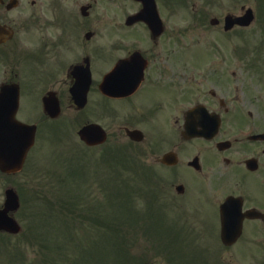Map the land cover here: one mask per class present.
Returning <instances> with one entry per match:
<instances>
[{"label": "rangeland", "instance_id": "374dc122", "mask_svg": "<svg viewBox=\"0 0 264 264\" xmlns=\"http://www.w3.org/2000/svg\"><path fill=\"white\" fill-rule=\"evenodd\" d=\"M170 1L172 12L166 8L168 5L165 2L160 6L166 8L172 16L174 38L172 37L171 41L172 54L169 52L171 61L177 65H186L187 62L208 60L214 50L212 48L216 47L220 58L232 62L231 69L236 68L237 75L244 77L238 83H245L248 89L257 86L253 94L261 95L264 99L263 82L256 83L249 79L250 72H246L253 71L251 68L246 67L243 70L249 63L257 65L264 61V45L260 49L250 50L254 47L256 39L261 38L260 35L264 33V25L258 19L264 13L259 0ZM26 3L30 7L29 0H26ZM242 6L252 7L258 17L253 25L242 29L243 31H237L242 33V37L237 34V40L225 39L218 33L216 26L209 24L211 18L221 21L227 13L239 12ZM98 12L99 10L96 11ZM117 13L118 8H113L108 14L114 17ZM20 16V12L15 10L10 19ZM40 17L36 16L32 20L36 26L42 18L46 20L45 23L49 22L44 16ZM52 22L42 29L45 37H49L54 29ZM103 28L105 30L100 31L99 37L91 45L94 61L97 62H103L97 54L105 55L109 34L118 33L117 28L110 22H106ZM135 33L139 43L146 45L144 34L138 31ZM256 35L258 36L255 38ZM35 37L38 39L41 36L36 33L33 38ZM249 37L252 40H249ZM62 39L59 43L47 38L43 43V46L47 47L45 51L29 53V58L16 63L22 78L20 110L17 116L24 122H37L38 132L23 170L14 176L0 174V204L3 202L4 189L10 185L16 187L21 201L16 218L22 226V233L18 235H0V264H264V229L254 228L250 240L244 237L234 246H222L219 241L218 215H212L209 204L197 201L193 195L201 184L202 188L206 189L207 183L204 185L200 180H196L197 177L184 169V166L163 169L153 163L154 155L167 151V147L154 150L150 148L149 142L138 146L136 156L143 163L139 165L140 169L133 167V162L129 159L123 162L121 173L119 170L114 173L112 170L116 171L117 168L111 167L109 176L105 178V191L101 190V187H104L101 182L90 184V180H81L75 176L79 168L71 158L69 141L74 138L71 114L66 110L57 120L56 126L47 125V118L40 111L38 96L43 85L47 83H37L33 86L30 82L34 77V61H41L43 65L57 69L58 72L66 65V60L71 57L67 44L73 45L72 41L68 43L67 29H64ZM7 60L4 58L0 61V81L6 77L4 71L8 63L4 61ZM96 61L95 69L98 68ZM258 66L264 68V64ZM166 76L171 77V74H165L163 81ZM181 80L173 75L169 82L181 88ZM249 93L246 95L251 97L252 94ZM95 100L97 110L94 105L92 115L103 119L106 117L105 110L96 98ZM40 122L43 125L39 128ZM149 129L153 139H164L168 131L165 124L160 125L155 121H150ZM74 143L76 151L86 160L87 165L92 167L91 173L97 171L100 157L103 161H109L107 155L98 157L87 149L79 148L80 145L75 141ZM181 162H184L182 157ZM83 166L88 171L85 163ZM100 166L104 167L102 163ZM147 166L157 177L156 181L154 178L138 174L143 169L147 170ZM179 172V177L181 175L186 179L191 188L186 206L183 204L184 208L169 206L170 201H159V195H155V199L152 193L150 194V188L153 191L164 186L168 189L172 184L183 183L182 180L175 181L170 177ZM29 175L33 178H28ZM48 186L52 189L46 191ZM94 186H97L95 193L93 188L91 189ZM173 189H170L171 193ZM35 191L38 194L28 195V192ZM88 192L91 196L86 194ZM85 201H88L93 210L89 214ZM161 203H165L164 206ZM249 228L251 229V225ZM250 229L247 234L251 233Z\"/></svg>", "mask_w": 264, "mask_h": 264}, {"label": "flooded vegetation", "instance_id": "af4514ba", "mask_svg": "<svg viewBox=\"0 0 264 264\" xmlns=\"http://www.w3.org/2000/svg\"><path fill=\"white\" fill-rule=\"evenodd\" d=\"M9 1L11 0H3L0 3V25L12 29V36L9 39L5 37V41L0 42V61L8 59L4 61L8 63L4 71L7 77L0 81V85L18 83L20 89L22 78L16 63L29 58V53L45 51L47 47L43 43L47 38L60 43L64 29H67L68 43L73 42V45L67 44L71 57L66 60L68 62L61 71L53 70L41 61H34V77L30 82L33 86L46 82L38 96L44 98L54 92L60 103L61 113L66 110L70 112L74 136L70 142L71 158L74 164L84 162L92 169L76 151L74 141L80 145L79 148L87 149L98 157L112 156L111 161L117 164L126 159L141 162L136 154L138 146L145 142H149L150 148L154 150L167 147V151L154 155L153 163L166 169L184 166V169L197 177L196 180L204 185L207 183L206 189L201 184L193 195L197 201L209 204L212 215H218V222L220 205L227 198L233 197L231 206L238 207L241 204V213L249 210L261 213L256 219L247 216L241 219L240 239L251 238L254 228L264 229V99L261 95L253 94L257 86L248 89L245 83H238L244 77L237 75L236 68L231 69L232 62L220 58L216 47L212 48L214 50L208 60L187 62L186 65H177L171 61L169 52L172 54L174 30L170 12L166 9L172 10L170 0H155L161 19L160 29H153L157 25L156 19L147 20L150 27L144 19L128 20L142 10V4L134 0H29L30 7L26 0H15L8 6ZM162 2L168 6L162 8ZM15 4L16 8L21 4L17 9L21 16L10 19L15 9L12 6ZM124 5L127 7H123ZM111 6L118 8V13L113 18H108ZM50 7H54L56 27L49 37H45L43 28L36 27L32 20L36 16H42V11ZM260 16L258 19L264 25V14ZM106 22L112 23L118 33L109 34L105 55L97 54L103 62L95 60L98 63V68L95 69L91 45L99 37L100 31L105 30L103 27ZM237 29L235 27L228 33L236 38ZM137 31L144 34L146 45L139 43L135 33ZM36 33L41 37L33 38ZM260 36L251 51L263 47L264 33ZM249 40L252 38L249 37ZM259 64L263 65L264 61L257 65L249 63L243 70L251 68L253 71L246 72H250L249 79L256 83L262 81L264 84V68ZM87 69L90 71L88 90L79 87L72 94L76 76L80 74V70L84 74ZM168 72L171 77L166 76L163 81L162 78ZM173 75L176 79H182L181 88L169 82ZM101 84L103 90L100 89ZM85 91V106L77 108L75 101L82 99ZM95 98L105 110L106 117L103 119L92 115L94 105L97 110ZM201 116L208 118L202 119ZM47 119L45 122L49 120ZM150 121L168 127L164 139L152 138ZM186 123H192L198 130L206 128L208 131L215 124L217 127L210 139L199 137L189 140L183 136ZM89 124H98L105 131L107 139L103 145L87 146L81 141L79 132ZM129 132H139L143 135L142 141L131 140ZM165 154L171 160L174 159L176 164L165 165ZM181 157L184 162H181ZM100 158V164L105 165L106 161ZM179 174L180 172L170 177L184 182L172 184L170 188L181 187V195L176 197L186 206L191 188L188 181L181 175L179 177ZM152 175L156 177L153 173ZM168 195L174 197L169 191ZM249 229L251 233L247 234Z\"/></svg>", "mask_w": 264, "mask_h": 264}, {"label": "water", "instance_id": "95a60500", "mask_svg": "<svg viewBox=\"0 0 264 264\" xmlns=\"http://www.w3.org/2000/svg\"><path fill=\"white\" fill-rule=\"evenodd\" d=\"M151 2V1H150ZM251 20V11L234 22L248 24ZM228 22V20H226ZM233 21H231L232 23ZM11 86L1 88L0 91V170L5 173L19 170L23 164L24 156L34 140L35 127L19 123L15 120L17 106V92L11 93ZM14 96L11 99V96ZM104 133L95 125L85 127L80 131V136L87 143H97L104 139ZM136 134V133H134ZM91 140V141H90ZM229 202L221 207V239L224 244H231L240 233V223L233 226L226 218L232 219L233 210L227 206ZM18 208V200L13 191L6 192L4 208L0 210V231L17 233L19 226L7 213ZM252 215V216H251ZM257 214L247 212V216L255 217ZM237 233V234H236Z\"/></svg>", "mask_w": 264, "mask_h": 264}, {"label": "trees", "instance_id": "16d2710c", "mask_svg": "<svg viewBox=\"0 0 264 264\" xmlns=\"http://www.w3.org/2000/svg\"><path fill=\"white\" fill-rule=\"evenodd\" d=\"M85 202H86V205H87V211H88V214H89V212H91V211H93V210H92V208H91V205L88 204L87 201H85ZM96 205H99V204H96ZM96 207H97V206H96Z\"/></svg>", "mask_w": 264, "mask_h": 264}, {"label": "bare ground", "instance_id": "6f19581e", "mask_svg": "<svg viewBox=\"0 0 264 264\" xmlns=\"http://www.w3.org/2000/svg\"><path fill=\"white\" fill-rule=\"evenodd\" d=\"M228 207L231 208V205H228L227 208H228Z\"/></svg>", "mask_w": 264, "mask_h": 264}]
</instances>
